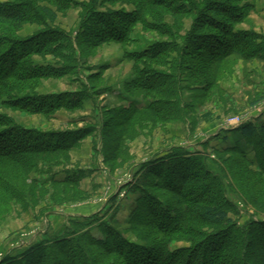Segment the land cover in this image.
<instances>
[{
    "label": "trees",
    "instance_id": "trees-1",
    "mask_svg": "<svg viewBox=\"0 0 264 264\" xmlns=\"http://www.w3.org/2000/svg\"><path fill=\"white\" fill-rule=\"evenodd\" d=\"M76 8L80 11L73 35L55 26L58 14L66 17ZM253 11V0L0 2V107L48 117L59 109H83L90 101L95 110L94 122L82 128L46 132L26 129L0 113V220L16 206L21 211L33 209V202L42 198L37 192L45 185L62 186L61 194L73 189L87 197L78 189L84 176L79 172L60 181L39 182L31 176L68 164L72 150L89 137L94 152L113 173L129 164L127 143L143 131L182 122L190 124L193 132L192 101L199 105L211 99L237 59L264 62V36L239 29ZM33 24L39 30L19 35L25 25ZM138 26L160 40L141 51H128ZM110 44L121 47L120 59L131 63V78L116 94L119 106L96 104L110 91L101 80L108 64L88 76L86 83L74 79L81 84L79 90L54 95L35 92L40 80L76 75L83 62ZM62 49L70 54L65 56ZM45 55H58L65 64L59 68L33 64V56ZM231 131L252 146L254 162L235 145L214 150V171L206 152L171 146L141 164L135 175L138 180L129 189L137 197L126 231L140 244L101 223V236L96 237L90 227L98 223L97 216L83 217L92 220L71 221L61 238H47L19 257L7 254L0 264H264V123L244 121ZM229 192L239 194L254 210L242 225ZM179 241L188 246L172 250L171 244Z\"/></svg>",
    "mask_w": 264,
    "mask_h": 264
},
{
    "label": "rangeland",
    "instance_id": "rangeland-1",
    "mask_svg": "<svg viewBox=\"0 0 264 264\" xmlns=\"http://www.w3.org/2000/svg\"><path fill=\"white\" fill-rule=\"evenodd\" d=\"M2 1L5 0H0ZM74 1L82 3L88 0ZM253 3L254 11L239 26V29H256L257 31H253L264 36V0H253ZM108 9L120 10L118 7L111 6ZM124 9L130 11L132 8ZM79 11L78 8L71 9L66 17L58 14L55 26L73 35L74 32L71 31L76 28ZM166 21L170 22L171 19L167 17ZM39 28L35 24L25 25L19 35L30 36ZM132 38L134 42L126 50L134 52L141 51L154 41L160 40L157 34L143 32L140 26L134 31ZM61 53L65 56L70 54L69 50L65 49H62ZM58 57V55L33 56L32 62L35 66L59 68L65 60ZM121 57V47L115 44L105 45L95 56L90 57L87 63L83 62L80 65L82 67L76 75L40 80L35 92L40 95H54L79 90L81 84L79 80L74 79L82 78V81L86 83L88 76L97 74L100 71L99 68L107 63L108 69L101 73V80L104 88H109L110 91L96 99V104L119 106L121 103L117 100L116 94L121 93L122 83L131 78V63L120 59ZM231 69V72L219 81V88L213 91L211 99L199 105L192 101L191 118L195 124L193 132L190 130V124L182 122L168 123L163 128L157 126L152 132L143 131L140 137L127 143L132 158L129 164L117 168L113 173L103 164L102 156L94 152L92 137H89L82 141L78 148L72 150L68 164L58 165L46 174H39V172L32 174L31 177L39 182L51 179L60 181L67 176L84 174L78 189L86 193L87 197L73 189H68L66 194H61L62 186L45 185L44 190L37 192V196L42 198L40 201L37 199V203L33 202V209L21 211V207H14L9 216L0 220V261L7 254L13 258L19 257L47 238H61L65 235V228L68 226L71 228L69 222L90 223L92 219H88L92 216H97L98 221L90 227L94 236H101L98 230V224L101 223L115 227L127 240L140 244L133 234L126 232L129 229L128 221L134 207V200L137 197L129 189L138 180L135 175L139 173L141 164L171 146L187 147L191 153L206 152L210 160L208 165L214 171L216 169L211 163L217 159L214 150L231 148L235 145L254 162L256 155L252 146L248 145L239 133L231 130L242 124L232 123L235 118L241 119L242 122L257 120L264 123V62L254 59L245 63L237 59ZM184 97L188 101L189 94ZM0 113L7 115L16 124L26 129L41 132L82 128L84 124L94 122L95 116V110L90 101L84 103L83 109L72 112L59 109L48 117L27 115L2 106ZM202 143L206 146L203 147ZM39 169L43 170L44 166ZM113 196H116L115 201H112ZM228 197L237 206L239 215L236 219L242 225L249 215L254 213V210L246 205L239 194L229 192ZM115 209L117 213H114ZM83 217L89 218L85 220ZM187 246L188 244L184 241H179L172 243L171 249Z\"/></svg>",
    "mask_w": 264,
    "mask_h": 264
},
{
    "label": "built area",
    "instance_id": "built-area-1",
    "mask_svg": "<svg viewBox=\"0 0 264 264\" xmlns=\"http://www.w3.org/2000/svg\"><path fill=\"white\" fill-rule=\"evenodd\" d=\"M232 123H234V124H237V125H238V124H241V123H243V122H242V120H241V119H239V118H238V119H237V118H235V119H233Z\"/></svg>",
    "mask_w": 264,
    "mask_h": 264
},
{
    "label": "crops",
    "instance_id": "crops-1",
    "mask_svg": "<svg viewBox=\"0 0 264 264\" xmlns=\"http://www.w3.org/2000/svg\"><path fill=\"white\" fill-rule=\"evenodd\" d=\"M68 15V14H67ZM253 30H255V31H257L256 29H253ZM105 64H107V63H105ZM164 151V150H163ZM163 151L160 153V154H162L163 153Z\"/></svg>",
    "mask_w": 264,
    "mask_h": 264
}]
</instances>
